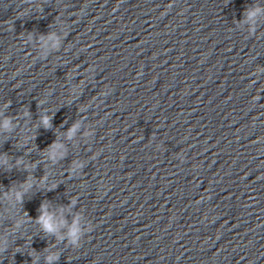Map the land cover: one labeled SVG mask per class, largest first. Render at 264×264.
<instances>
[{"label":"clouds","instance_id":"1","mask_svg":"<svg viewBox=\"0 0 264 264\" xmlns=\"http://www.w3.org/2000/svg\"><path fill=\"white\" fill-rule=\"evenodd\" d=\"M26 2L28 3H32L33 0H26ZM247 11V16L249 19L255 17L257 14H259L260 12L264 11V9H261V8H253V9H250V10H246ZM40 121H41V124L42 126L47 129L49 127H51V117L50 116H42L40 117ZM10 123L11 121L10 120H5L3 122L2 125H0V127H3L5 128L6 130L9 129L10 127ZM74 131V129H73ZM69 139H71V132L69 133V136H68ZM53 144H56V142L54 141ZM52 145H49V148H51ZM7 155V154H5ZM64 157L61 156V159H63ZM5 163H7V160H5ZM25 184H27V181H25ZM28 187L30 188L31 185L28 184ZM48 191H51V189H48ZM16 195V198H17V201L19 203H23V196H24V192L23 191H18L15 193ZM47 204L45 203H41L40 204V213L41 215L37 216L36 217V220L37 222L41 225V230L44 231V232H47L49 234H54L55 233V226L54 224L52 223L53 221V216L48 212L47 210ZM70 243H73V244H78V240L76 239V235H75V232L73 231L72 235H71V238H70ZM8 246L5 244V245H0V254L4 253L6 250H7ZM55 258V259H58V257H47V261H48V264H50L51 260Z\"/></svg>","mask_w":264,"mask_h":264}]
</instances>
